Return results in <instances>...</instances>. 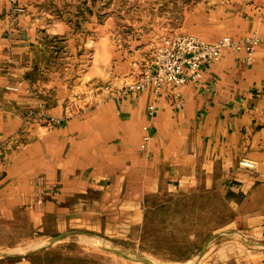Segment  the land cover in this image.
Segmentation results:
<instances>
[{
	"label": "crops",
	"instance_id": "0c3cea01",
	"mask_svg": "<svg viewBox=\"0 0 264 264\" xmlns=\"http://www.w3.org/2000/svg\"><path fill=\"white\" fill-rule=\"evenodd\" d=\"M46 7L0 0V253L19 255L0 264H37L50 248H31L36 241L109 236L142 224L153 205L195 194L222 200L230 218L218 237L242 241L216 264H264V45L252 62L246 50L226 51L199 84L104 95L99 74L76 68V30L97 29L98 8ZM234 11L224 33L201 37L264 36V0ZM31 109L61 122L26 123ZM209 248L169 264H209Z\"/></svg>",
	"mask_w": 264,
	"mask_h": 264
},
{
	"label": "rangeland",
	"instance_id": "374dc122",
	"mask_svg": "<svg viewBox=\"0 0 264 264\" xmlns=\"http://www.w3.org/2000/svg\"><path fill=\"white\" fill-rule=\"evenodd\" d=\"M37 1L39 4L46 3V8H98L97 29L76 30L79 41L83 43L81 49L77 48L81 61L76 63V68L83 74L90 71L99 74L98 85L107 95L106 87L119 88L134 82L150 68L155 49L164 37L180 33L211 37L224 33L229 27V20L235 15L234 8H240L243 0ZM83 23L85 27L90 26L85 21ZM124 74H128L124 79H130L117 82ZM81 94L91 96L89 102L93 99L91 93ZM148 211L142 224L138 219L131 220L127 228H123L120 223L119 227L109 232V236L91 235L93 232L72 233L42 249L50 248L45 255L34 253L36 262L143 264L107 251L102 247L104 245L134 259L142 257L153 264H169L170 260L178 258L194 257L198 260L205 255V247L210 243L211 254L206 262L216 264L226 256V252L234 255L242 244L237 236L218 237L230 217L222 200L214 195L170 198L161 205L151 206ZM46 239L36 241L31 248L47 246L51 239ZM257 248H264V244Z\"/></svg>",
	"mask_w": 264,
	"mask_h": 264
},
{
	"label": "built area",
	"instance_id": "2783aa9c",
	"mask_svg": "<svg viewBox=\"0 0 264 264\" xmlns=\"http://www.w3.org/2000/svg\"><path fill=\"white\" fill-rule=\"evenodd\" d=\"M11 2L17 4V0H11ZM16 10H20L19 7H16ZM260 45H264V36L257 33L243 40L223 36L215 42H208L194 34L169 35L157 45L150 68L139 79L115 90L109 87H106V90H110L115 96L127 93L136 96L150 87L159 94L168 86L180 88L188 83L199 84L204 66L218 62L226 51L239 53L246 50L247 61L252 62L255 50ZM7 89L19 91L18 86H7ZM149 110L153 114L155 106L151 105ZM25 121L26 123L36 121L43 128H51L61 122L56 117L33 109L27 111ZM145 130L147 131V128ZM145 140H149V136L145 137Z\"/></svg>",
	"mask_w": 264,
	"mask_h": 264
},
{
	"label": "water",
	"instance_id": "95a60500",
	"mask_svg": "<svg viewBox=\"0 0 264 264\" xmlns=\"http://www.w3.org/2000/svg\"><path fill=\"white\" fill-rule=\"evenodd\" d=\"M65 236H66V235H60V236L54 237L53 239H51L50 243H49L47 246H41V247L37 248V250H41V249H44V248H46V247H48V246H50V245H54V244L58 243V242L61 241ZM102 247H103L104 249H106L107 251H110V252H112V253H114V254L120 255V256H122V257H124V258H127V259H129V260H132V261H135V262H138V261L140 262V260H141V262H143V264H153L151 261H149V260H147V259H145V258L137 257V258H139V260H136V259L130 257L129 255H127V254H125V253H123V252H121V251H119V250H116V249H109V248L105 247L104 245H103ZM0 256H8V257H10V256H19V255H18V254L0 253Z\"/></svg>",
	"mask_w": 264,
	"mask_h": 264
},
{
	"label": "bare ground",
	"instance_id": "6f19581e",
	"mask_svg": "<svg viewBox=\"0 0 264 264\" xmlns=\"http://www.w3.org/2000/svg\"><path fill=\"white\" fill-rule=\"evenodd\" d=\"M136 260H139V258H137ZM141 261V260H140ZM139 262V261H138Z\"/></svg>",
	"mask_w": 264,
	"mask_h": 264
}]
</instances>
